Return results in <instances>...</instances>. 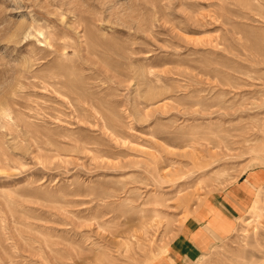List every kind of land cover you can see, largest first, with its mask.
I'll list each match as a JSON object with an SVG mask.
<instances>
[{"label": "rangeland", "instance_id": "obj_1", "mask_svg": "<svg viewBox=\"0 0 264 264\" xmlns=\"http://www.w3.org/2000/svg\"><path fill=\"white\" fill-rule=\"evenodd\" d=\"M223 198L182 264H264V0H0V264H181Z\"/></svg>", "mask_w": 264, "mask_h": 264}, {"label": "crops", "instance_id": "obj_2", "mask_svg": "<svg viewBox=\"0 0 264 264\" xmlns=\"http://www.w3.org/2000/svg\"><path fill=\"white\" fill-rule=\"evenodd\" d=\"M242 204L246 205L247 200L242 199ZM237 205V201L232 203L223 198L222 202L208 201L199 207L171 237L167 246L171 259L186 263L225 238L232 230L231 220L237 212Z\"/></svg>", "mask_w": 264, "mask_h": 264}]
</instances>
